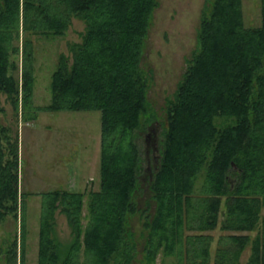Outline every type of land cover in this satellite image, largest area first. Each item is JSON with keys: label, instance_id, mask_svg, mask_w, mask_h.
<instances>
[{"label": "trees", "instance_id": "trees-1", "mask_svg": "<svg viewBox=\"0 0 264 264\" xmlns=\"http://www.w3.org/2000/svg\"><path fill=\"white\" fill-rule=\"evenodd\" d=\"M158 0H0V93L24 121L39 110L100 111L99 187L41 191L36 264H140L159 251L185 264H264V0L246 26L241 0H205L196 47L165 104L158 163L136 200L143 154L138 137L153 116L141 65ZM83 22L50 74V101L32 103L34 39ZM4 111L0 100V115ZM17 132L0 120V264H25L26 205L19 188ZM83 209L85 212H83ZM63 213L70 238L56 235ZM83 218L85 221L83 222ZM212 230H219L217 237ZM19 232V233H18ZM215 241L211 251V244Z\"/></svg>", "mask_w": 264, "mask_h": 264}, {"label": "rangeland", "instance_id": "rangeland-1", "mask_svg": "<svg viewBox=\"0 0 264 264\" xmlns=\"http://www.w3.org/2000/svg\"><path fill=\"white\" fill-rule=\"evenodd\" d=\"M243 21L246 26L260 23V0H241ZM205 0H158L153 9L149 31L146 37L141 65L149 71L147 88L149 112L153 116L141 129L140 142L143 161L147 166L145 150L152 145L161 146V124L165 121V104L171 97L186 67L187 59L196 47L197 28ZM83 22L72 17L71 24L63 35L34 39V73L32 103L42 105L50 101V74L55 67L58 54L69 55L68 42L80 39ZM4 111L0 120L9 125L11 133L17 132L19 153V188L32 191L26 205V257L25 264H36L38 241V216L41 191L55 188L85 191L99 187L100 160V111L92 110H39L37 116L24 121L20 113L15 116L10 102L0 93ZM154 128L152 144L145 141V135ZM152 165L150 166V168ZM141 185H146L147 172H141ZM136 200L145 205L148 192L135 191ZM83 212L85 210L83 209ZM57 237L62 241L70 238L69 227L63 213H55ZM131 227L137 237L138 252L132 264H140L143 239L140 238V223L134 216ZM85 218H83V222ZM18 222L8 216L0 226V243L18 229ZM19 231V229H18ZM215 237L219 230L211 231ZM19 233V232H18ZM215 241L211 244V251ZM249 252L246 246L240 255L243 264ZM178 254L159 251L155 264H173ZM182 264L186 258L181 256Z\"/></svg>", "mask_w": 264, "mask_h": 264}, {"label": "flooded vegetation", "instance_id": "flooded-vegetation-1", "mask_svg": "<svg viewBox=\"0 0 264 264\" xmlns=\"http://www.w3.org/2000/svg\"><path fill=\"white\" fill-rule=\"evenodd\" d=\"M148 128L150 131L148 133H146L145 138H144L145 141L147 142V145L152 144V141L154 139V136H152V133L154 132V128H152V127H148ZM159 148H160L159 145H152L150 152L148 151V147L145 150V159L147 160V166H145L143 168H144V170H146V172L150 176L152 174L150 166L151 165L155 166L158 163V158H159V154H160ZM146 189H147V185H145L144 190L146 191Z\"/></svg>", "mask_w": 264, "mask_h": 264}]
</instances>
